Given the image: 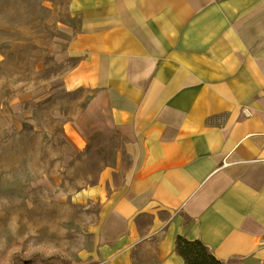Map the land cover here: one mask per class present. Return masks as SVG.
Masks as SVG:
<instances>
[{
    "label": "crops",
    "instance_id": "crops-1",
    "mask_svg": "<svg viewBox=\"0 0 264 264\" xmlns=\"http://www.w3.org/2000/svg\"><path fill=\"white\" fill-rule=\"evenodd\" d=\"M70 7L80 27L62 59L78 60L64 87L90 97L66 135L119 137L130 159L103 173L93 264H184L178 236L264 264V0Z\"/></svg>",
    "mask_w": 264,
    "mask_h": 264
},
{
    "label": "rangeland",
    "instance_id": "rangeland-1",
    "mask_svg": "<svg viewBox=\"0 0 264 264\" xmlns=\"http://www.w3.org/2000/svg\"><path fill=\"white\" fill-rule=\"evenodd\" d=\"M70 3L0 0V264H93L103 173L119 154L130 163L119 137L77 146L66 135L90 97L64 87L78 60L62 59L80 27Z\"/></svg>",
    "mask_w": 264,
    "mask_h": 264
},
{
    "label": "trees",
    "instance_id": "trees-1",
    "mask_svg": "<svg viewBox=\"0 0 264 264\" xmlns=\"http://www.w3.org/2000/svg\"><path fill=\"white\" fill-rule=\"evenodd\" d=\"M175 243L176 252L182 257L184 264H228L219 260L211 253L208 247H206V245L199 240L191 241L186 237L178 236ZM40 258L45 263L59 259L57 254L49 256L40 255Z\"/></svg>",
    "mask_w": 264,
    "mask_h": 264
},
{
    "label": "built area",
    "instance_id": "built-area-1",
    "mask_svg": "<svg viewBox=\"0 0 264 264\" xmlns=\"http://www.w3.org/2000/svg\"><path fill=\"white\" fill-rule=\"evenodd\" d=\"M243 113H244V115H246V116H248V117L252 115V112H251L250 109L247 108V107H245V108L243 109Z\"/></svg>",
    "mask_w": 264,
    "mask_h": 264
}]
</instances>
